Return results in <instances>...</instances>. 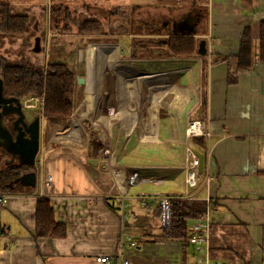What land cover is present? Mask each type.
Returning <instances> with one entry per match:
<instances>
[{
	"label": "crops",
	"instance_id": "0c3cea01",
	"mask_svg": "<svg viewBox=\"0 0 264 264\" xmlns=\"http://www.w3.org/2000/svg\"><path fill=\"white\" fill-rule=\"evenodd\" d=\"M176 2L174 6L167 1L122 3L123 8L135 6V15L143 8L151 13L148 19L135 16L141 28L151 27L150 33L129 35V55L150 61L146 67L149 75L139 77H150L151 85L135 88L141 97L135 105L128 98L130 110L140 121H135V116L122 118L114 134L126 177L135 171L140 183H124L126 196L122 199L121 189H113L111 175L99 166L91 136L86 143L83 131L76 138L70 137V132H52L49 141L57 139L62 145L46 141L44 146L40 118V158L38 165H31L35 175L22 189L3 193L8 197L0 204V264H123L125 260L128 264H197L199 260L264 264V61L259 57L264 0ZM248 28L252 66L238 70L236 60ZM170 33L194 37L195 54L167 55ZM114 37L126 38L122 34ZM121 39L112 42L117 49H122ZM133 42L149 44L152 56L144 50L134 56ZM80 86L78 91L85 88ZM146 88L152 90L151 98L154 93H164L158 106H152L156 110L153 131L148 122L152 102L146 111L147 102H141ZM78 102L76 107L83 100ZM194 119L201 121L208 135L191 141L192 147L204 154V169L198 187L188 190L183 169L186 126ZM139 122L143 124L141 132L136 131ZM147 130L151 138L144 144L135 134H140L142 141ZM139 143L144 144V150H137ZM0 163L8 165L2 159ZM206 174L211 176L208 182ZM142 192H191L194 198L184 200H202L207 210L198 219L187 220L188 238L169 237L158 223V201L144 205L137 197ZM41 197L49 199L56 222L65 225L63 236L38 235ZM123 215L127 218L121 227ZM203 216L209 220L208 250H198L189 242L194 224ZM129 239L136 245L130 246ZM100 257L109 259L99 262Z\"/></svg>",
	"mask_w": 264,
	"mask_h": 264
},
{
	"label": "trees",
	"instance_id": "16d2710c",
	"mask_svg": "<svg viewBox=\"0 0 264 264\" xmlns=\"http://www.w3.org/2000/svg\"><path fill=\"white\" fill-rule=\"evenodd\" d=\"M135 6L130 8L116 7L108 10V19L102 17L77 18L74 10L63 3L49 5L50 26L59 33L76 32L85 41L92 39H116V35H135L141 32L149 34L150 26L141 28L137 24ZM134 17H133V16ZM113 19L120 24L115 26ZM32 18L28 13L17 10L11 0L0 1V36H28L32 34ZM111 35V36H107ZM109 37V38H107ZM138 50H144L152 56L148 49L149 44L133 42ZM166 54L169 56H192L196 51V40L190 35L170 33L166 42ZM252 34L251 29L243 33L242 45L236 63L238 70H249L252 66ZM259 57L264 61V20L260 23ZM0 78L3 83V95L6 98L14 97L19 100L31 94H44V117L46 119H70L76 107L77 80L76 73L65 62L32 64L28 60L12 62L6 58L0 61ZM34 167L27 164H10L0 167V194L10 193L24 187L21 182L23 175L29 174ZM206 203L202 200L173 199L171 201V224L165 228L169 237L188 238L187 220L198 219L206 213ZM37 233L39 236H63L66 227L58 223L54 217V210L47 197H41L37 206Z\"/></svg>",
	"mask_w": 264,
	"mask_h": 264
},
{
	"label": "rangeland",
	"instance_id": "374dc122",
	"mask_svg": "<svg viewBox=\"0 0 264 264\" xmlns=\"http://www.w3.org/2000/svg\"><path fill=\"white\" fill-rule=\"evenodd\" d=\"M5 1V0H0ZM13 1V0H11ZM17 1L16 7L20 12L28 13L32 18V34L28 36H0V61L1 58H6L12 62H19L21 60H28L29 63L32 64H47L53 62H65L69 65L72 71L76 74L83 75L85 77L87 75V65L89 60V48L92 45L98 44L99 46H113L118 42L117 39H108L107 42H101L104 40L92 39L90 44H86V41L81 39L80 36L76 32L62 34L57 30H53L50 26V11L49 5L53 3H63L64 5L69 6L77 18H85V17H108V10L113 8L122 7V3L133 4L136 3H148L155 4L160 3L162 1H167L172 3V6L176 4V0H14ZM47 2V3H46ZM86 2V3H85ZM45 4V5H44ZM89 6L86 7V6ZM29 7V8H28ZM120 7V8H121ZM151 9V8H150ZM150 12L148 9H140L137 10L136 18H149L148 14ZM151 14V13H150ZM133 16V15H132ZM133 16V17H134ZM108 19V18H107ZM115 26L120 24L116 19H113ZM157 22V20H156ZM111 36V35H107ZM125 35L122 36L124 38ZM126 38L121 39L122 49H117L116 55L110 56L107 58L106 62L103 64L104 66L101 68L98 81L96 82L97 90L95 94H92L91 98L87 99L89 95V86L85 85V88L79 89L81 86L77 85L76 90V99L80 103L83 100L82 109L84 110L86 119L77 120L78 117L74 116L73 119H68L66 121H62L60 119H49L47 120L44 117V94L35 93L29 96L22 98V101H28V105H35L33 108H26L27 112H29L30 116H34L37 114L41 118H43L44 122V131L45 137L43 138L42 144L44 146L46 141H49L50 133H64L67 132L72 125V121L75 119L78 121V125H80L81 131L84 132V142L87 143V138L91 136L92 138H97L102 134L110 133L112 136V140L115 139L117 135V130L122 124V118L133 116L135 121L139 119L140 116L130 110L131 107L128 106L130 101L128 98H131L134 105L141 99L140 95H138L135 88H138V85H151L149 82L151 80L150 77L141 78L139 76L149 75V70H146L150 64V61L145 59H136L129 55L130 45L129 38L131 36H125ZM38 38V42L36 41ZM109 38V37H107ZM85 41V42H83ZM115 42V43H112ZM88 43V42H87ZM84 44V46H82ZM82 46V47H81ZM81 47V51L79 54V50ZM116 47V46H115ZM38 48L39 50H35ZM117 57V58H116ZM118 72V74H117ZM117 77V78H116ZM145 79H147L145 81ZM121 84V85H120ZM106 88V89H105ZM130 90V91H129ZM83 92V96L81 93ZM125 92V94L123 93ZM152 92L150 88L144 89V95L142 96L141 102H147L144 111L148 110L149 101L151 100ZM155 92V91H154ZM153 92V93H154ZM41 98V99H39ZM136 99V100H135ZM131 105V104H130ZM77 108V107H75ZM151 109L149 111V129L153 130V123L149 121L151 119V114L154 110ZM75 110V109H74ZM92 111V112H91ZM156 111V110H155ZM115 113V114H114ZM108 117V118H107ZM77 118V119H76ZM85 118V117H84ZM46 120V122H45ZM75 121V122H76ZM42 122V123H43ZM153 125V126H152ZM137 132H141L143 130V124L141 122L136 125ZM141 128V129H140ZM43 126L41 124V131ZM122 131V127H121ZM90 133V135H89ZM116 134V135H114ZM57 135V134H56ZM122 135V134H121ZM138 138V141L143 142L144 144H148L145 141H141L140 134H135ZM146 137V136H144ZM149 138V137H147ZM151 138V137H150ZM136 139V138H135ZM50 142L52 144L57 143L59 146L62 144L58 141ZM86 140V141H85ZM120 141L122 139L119 138ZM137 140V139H136ZM75 141V140H73ZM97 141V140H96ZM101 140H99L100 142ZM149 142V141H148ZM133 143H138L137 141H133ZM144 144L139 143V147L137 150H144ZM92 149L95 153H98L101 148V143H95V145H91ZM143 146V148H142ZM3 154L0 156V160L3 158ZM39 155H37L36 165L39 163ZM0 167L3 165L0 163Z\"/></svg>",
	"mask_w": 264,
	"mask_h": 264
},
{
	"label": "built area",
	"instance_id": "2783aa9c",
	"mask_svg": "<svg viewBox=\"0 0 264 264\" xmlns=\"http://www.w3.org/2000/svg\"><path fill=\"white\" fill-rule=\"evenodd\" d=\"M121 46V45H120ZM118 47V46H116ZM41 99V98H39ZM22 104L26 108H33L35 105H28V101H22ZM83 102L78 105L75 109L74 113L71 116L73 119L74 116H77V120L86 119L88 115L84 114V110L82 109ZM85 117V118H84ZM76 120L72 121L71 128L67 132H71L73 130V123ZM83 132L81 131V134ZM150 130H147L146 137H142V141L148 139L147 137L151 136ZM127 135V133H125ZM90 135V134H89ZM208 133L204 132L202 123L200 120H189L186 126V140L188 146L186 147V160L183 164V169L185 170L186 177L185 182L188 187V190L196 189L200 183L202 178V173L199 172V158L197 154L194 152L191 141L194 137L197 136H206ZM57 137H60L57 135ZM91 139V137H90ZM97 140V141H96ZM99 140H101L99 142ZM93 145L95 143H101V148L97 153V158L99 162V166L102 170L108 172L112 179V187L113 189L119 187L121 192H123L122 199H125L126 192L122 191L124 183L129 182L130 184H138L140 183L141 177L137 172H133L130 177H126L124 168L120 165V158L122 155V151L119 150L117 142L112 140V136L110 133L102 134L99 137L91 139ZM211 179L210 174H206L204 180L208 182ZM51 178L46 180L45 184L48 185L50 183ZM145 180V179H144ZM162 181V180H160ZM8 194H0V204L6 202ZM137 197L142 201L144 205H147L150 201H158L159 204V215H158V223L159 226L163 229L168 228L171 224V201L173 199H192L191 192L180 193L177 195L168 194V193H158V192H142L137 194ZM126 216H122L121 227L124 225V221ZM208 232H209V220L207 217L200 218L193 226V234L189 238V242L196 247L198 250H208ZM130 246H135L136 242L133 240H128ZM109 258L108 257H100L98 258L99 262H105ZM129 262L125 260L123 264H128ZM197 264H211V263H203L201 260ZM219 264V263H213Z\"/></svg>",
	"mask_w": 264,
	"mask_h": 264
},
{
	"label": "water",
	"instance_id": "95a60500",
	"mask_svg": "<svg viewBox=\"0 0 264 264\" xmlns=\"http://www.w3.org/2000/svg\"><path fill=\"white\" fill-rule=\"evenodd\" d=\"M195 21L197 18H194ZM193 19V20H194ZM38 42V38L36 40ZM35 50H39L36 48ZM199 52H201L199 50ZM77 85H83L84 77L83 75L76 76ZM15 103L16 107L13 106ZM23 104L21 100L10 97L4 98L3 97V83L2 79L0 78V148H3L7 152L14 154L20 153L21 157L25 159L23 162L28 165H33L35 163V159L40 147V121L39 118L37 120L31 121L30 123L25 124V128L28 131V136H21L14 134L11 132V129L6 125L4 121V116L7 114H11L14 111H18L19 115H23L22 108ZM24 121V119H22ZM20 129V128H19ZM18 129V130H19ZM194 152L197 154L199 158V172H203L204 169V154L199 152L196 148L192 147ZM35 174L33 172L23 175L20 179L23 184L30 183L27 180Z\"/></svg>",
	"mask_w": 264,
	"mask_h": 264
},
{
	"label": "bare ground",
	"instance_id": "6f19581e",
	"mask_svg": "<svg viewBox=\"0 0 264 264\" xmlns=\"http://www.w3.org/2000/svg\"><path fill=\"white\" fill-rule=\"evenodd\" d=\"M116 53H117V48L115 46H99L98 44H95L89 48V60L87 65L88 71H87V75L84 77V83H83V84H87L90 88L87 99L91 98L92 97L91 95L95 94L97 90L96 82L98 81V77H99L98 75L100 73V70L104 66L103 64L106 62L107 58H109L110 56L114 57ZM163 98H164L163 92L154 93L151 98V102H152L151 106H158V104ZM154 108L155 107H153V110H155ZM152 114L153 115L151 116V119H149V121L154 123L156 115H154V112ZM77 123L78 121L73 123V130L69 133L70 137L76 138L77 135H80L81 128L80 125H78Z\"/></svg>",
	"mask_w": 264,
	"mask_h": 264
},
{
	"label": "flooded vegetation",
	"instance_id": "af4514ba",
	"mask_svg": "<svg viewBox=\"0 0 264 264\" xmlns=\"http://www.w3.org/2000/svg\"><path fill=\"white\" fill-rule=\"evenodd\" d=\"M3 97L6 98L4 95H3ZM13 106L16 107L15 103L13 104ZM22 113L24 114V116L22 114L19 115L18 111L17 112L14 111L11 114L9 113V114L4 116V121H5L6 125L11 129V132L14 134V136L17 134H20V138H21V136H24V137L28 136V131L25 128V124L30 123L31 121L37 120L36 118H39V121H40V136H41V120H40L41 117L38 116L37 114H34V116L32 115V117H31L29 112H27V110H25V107L22 108ZM22 119H24V121ZM13 153L14 154H11V153L7 152L6 150H4L3 148H0V156H1V154L4 155L2 160H4L8 165H10V164H25L23 162L25 159H23L21 157L20 153L15 154L14 151H13Z\"/></svg>",
	"mask_w": 264,
	"mask_h": 264
}]
</instances>
